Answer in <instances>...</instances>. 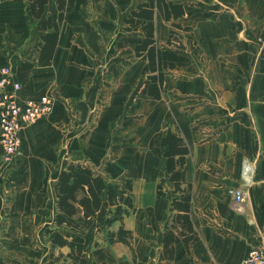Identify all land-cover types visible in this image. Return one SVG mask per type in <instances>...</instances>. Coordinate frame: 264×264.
I'll return each instance as SVG.
<instances>
[{
    "label": "crops",
    "instance_id": "obj_1",
    "mask_svg": "<svg viewBox=\"0 0 264 264\" xmlns=\"http://www.w3.org/2000/svg\"><path fill=\"white\" fill-rule=\"evenodd\" d=\"M139 1L91 0L93 7L82 9L84 0H74L58 22L49 63L39 65L41 35L52 31L41 30L40 23L56 12L55 2L35 19L27 0H0V67L10 66L20 83L19 99L51 98L50 111L20 130L17 162L33 176L57 165L54 212L55 180L70 162L106 177L93 163L108 158L121 170L120 178L132 180L135 211L129 216L135 219L127 228L132 238L128 244H108L114 251H103L96 264H240L250 249L264 246V0H175L194 12L171 20L165 19L163 0H153L158 46L167 43L174 23L192 25L178 32L192 69L165 74L159 98L141 93L145 60L116 51L123 35L139 34L123 22ZM23 61H34V68L20 80L17 68ZM175 126L188 147L180 177L191 185L189 214L198 239L188 249L175 243L166 262L158 256L176 194L166 159L153 145L157 133ZM244 158L253 172L239 209L229 189L241 182ZM161 178L165 195L157 197ZM35 193L32 186L15 189L11 207L27 211L35 205L27 196ZM143 222L146 235L138 236ZM29 240L0 238L1 245L15 243L20 251L18 260L0 257V264H48V252L29 247Z\"/></svg>",
    "mask_w": 264,
    "mask_h": 264
},
{
    "label": "trees",
    "instance_id": "obj_2",
    "mask_svg": "<svg viewBox=\"0 0 264 264\" xmlns=\"http://www.w3.org/2000/svg\"><path fill=\"white\" fill-rule=\"evenodd\" d=\"M17 1V0H11ZM55 2L56 12L46 15L40 23L41 30H48L41 35L37 64H48L54 50L58 22L65 18L74 4V0H27L31 14L35 19L41 18L44 7ZM166 20L190 15L194 9L175 0H163ZM153 0L139 1L123 18L127 31H138L137 35H123L116 42V51L133 53L135 57L145 60L142 73L146 75L141 93L152 98L160 97V89L165 74L174 71L191 70L189 57L180 43L173 42L171 31L165 45L158 46L154 36ZM180 27V23H174ZM34 68V61H23L17 68L20 80H24ZM153 151L158 157H165V170L176 194L170 200L169 215L163 227L162 245L159 259L169 262L173 258V247L182 241L188 249L198 239L190 219L191 185L183 184L180 177L188 147L182 139L177 126L169 128L164 135L157 133ZM163 182L157 184L156 195L163 197ZM56 208L52 222L44 229V236L49 244L48 264H88L87 250L89 234L106 231L109 244L122 242L128 244L132 231L124 226V219L135 211L133 205L132 180L118 179L109 182L104 174L83 163L70 162L57 174ZM117 224L115 230L112 225ZM157 230L156 224H153ZM94 253L98 260L104 258L102 246ZM66 248V252L61 249ZM55 250L58 251L55 254Z\"/></svg>",
    "mask_w": 264,
    "mask_h": 264
},
{
    "label": "rangeland",
    "instance_id": "obj_3",
    "mask_svg": "<svg viewBox=\"0 0 264 264\" xmlns=\"http://www.w3.org/2000/svg\"><path fill=\"white\" fill-rule=\"evenodd\" d=\"M90 3L91 0H84L81 8L90 9L91 6L93 7ZM94 11L95 9L91 12ZM180 24V27H175L173 30V42L175 43H180L179 38H181V35L178 32L189 31L192 29L190 22H181ZM16 162L17 160L11 168H5L3 166V170L2 167L0 169L2 170L0 172V203L2 205L0 210V238H30L28 241L29 247L40 248L49 252L48 242L44 236V229L52 221L53 217V202L55 197L54 176L57 172V168H55L57 165L52 164L51 166L49 164L48 170L45 172L38 171L33 176L28 174L29 171L23 163L20 161ZM93 165L104 171L109 182H114L118 179H125L119 177L121 170H118L108 158L99 160L98 162L96 161ZM24 186H32V188L36 190L35 195L27 196L34 200L35 205L27 211H15V209L11 207L10 193L15 189L21 191ZM38 192L41 194L38 195ZM133 219H135V215L134 217L132 215L124 219V225L126 228L131 227ZM116 226L117 224L112 225L110 229L115 230ZM143 226L144 227L140 229V232H138V236L146 235L145 223ZM105 238L106 231L89 234L87 257L92 259L91 261L93 264H96L97 261V257L94 253V243L97 244L96 248L102 246L103 251L106 253L109 250L114 251V248L112 247L109 249V243ZM16 245L15 243L0 244V257L12 256L13 258L16 257L18 260L20 257V251L19 249H15ZM57 253L58 251L55 250V254ZM14 263L19 264V262Z\"/></svg>",
    "mask_w": 264,
    "mask_h": 264
},
{
    "label": "built area",
    "instance_id": "obj_4",
    "mask_svg": "<svg viewBox=\"0 0 264 264\" xmlns=\"http://www.w3.org/2000/svg\"><path fill=\"white\" fill-rule=\"evenodd\" d=\"M19 88L20 83L13 79L10 66L0 67V162L5 168H11L20 155V130L46 115L51 108V98L48 95L21 100L17 96ZM252 172L253 167L244 158L241 182L229 189L239 209L250 188ZM240 264H264V246L250 249Z\"/></svg>",
    "mask_w": 264,
    "mask_h": 264
}]
</instances>
